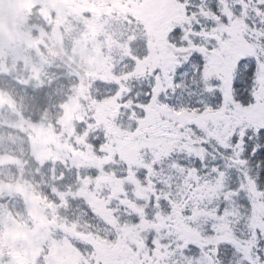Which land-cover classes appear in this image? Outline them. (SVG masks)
<instances>
[{
    "label": "snow or ice",
    "instance_id": "obj_1",
    "mask_svg": "<svg viewBox=\"0 0 264 264\" xmlns=\"http://www.w3.org/2000/svg\"><path fill=\"white\" fill-rule=\"evenodd\" d=\"M89 3L30 163L0 152L31 168L0 180V264H264V0Z\"/></svg>",
    "mask_w": 264,
    "mask_h": 264
},
{
    "label": "rangeland",
    "instance_id": "obj_2",
    "mask_svg": "<svg viewBox=\"0 0 264 264\" xmlns=\"http://www.w3.org/2000/svg\"><path fill=\"white\" fill-rule=\"evenodd\" d=\"M9 5V13L4 15V4ZM39 5V14L43 25H32L31 15ZM91 7L89 0H0V68L3 72L17 70L22 81L29 83V70L41 66L43 72L51 61L60 59L53 56V51L67 54L76 44L77 35L82 37L80 25L85 17L84 12ZM89 41L79 39L77 44L81 56L89 55ZM47 60V64L43 62ZM8 97L0 95V108L6 106L14 114V104L8 102ZM17 128L27 130L20 122L12 124L9 120H2ZM14 159L6 161L4 165L14 163ZM10 237L15 240L27 237L19 226L10 230Z\"/></svg>",
    "mask_w": 264,
    "mask_h": 264
},
{
    "label": "trees",
    "instance_id": "obj_3",
    "mask_svg": "<svg viewBox=\"0 0 264 264\" xmlns=\"http://www.w3.org/2000/svg\"><path fill=\"white\" fill-rule=\"evenodd\" d=\"M31 19H33L32 25L46 27L36 9L32 12ZM19 68L20 66L17 67V70ZM17 70L6 73L0 68V93L12 101L15 109L14 114H12L6 106L0 108V152L14 158L19 157L27 165L30 163L28 137L24 135L27 130L5 124L2 120H9L12 124L20 122L24 125L22 121L25 117L33 116L37 111H42L46 107L51 108L53 104L58 103L70 87L72 78L68 74L69 69L59 59L51 61L43 72L50 80V83L43 88L38 87L34 81L29 83L22 81ZM17 81L19 83H16ZM96 90L101 94L105 91L103 88ZM52 111L54 112V109ZM30 171V167H19L15 165V162L3 165L0 166V180L16 181L22 179ZM9 203L20 207L18 199L10 198Z\"/></svg>",
    "mask_w": 264,
    "mask_h": 264
},
{
    "label": "clouds",
    "instance_id": "obj_4",
    "mask_svg": "<svg viewBox=\"0 0 264 264\" xmlns=\"http://www.w3.org/2000/svg\"><path fill=\"white\" fill-rule=\"evenodd\" d=\"M3 9H4V15L7 16L9 13V5L5 3Z\"/></svg>",
    "mask_w": 264,
    "mask_h": 264
}]
</instances>
